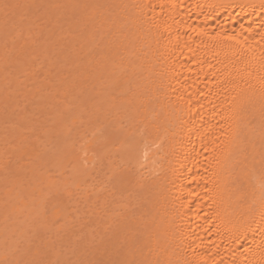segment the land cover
Masks as SVG:
<instances>
[{
	"label": "bare ground",
	"instance_id": "obj_1",
	"mask_svg": "<svg viewBox=\"0 0 264 264\" xmlns=\"http://www.w3.org/2000/svg\"><path fill=\"white\" fill-rule=\"evenodd\" d=\"M87 1L115 38L110 56L122 49L107 73L139 74L153 128V140L119 142L144 169L149 222L118 264H264V0Z\"/></svg>",
	"mask_w": 264,
	"mask_h": 264
},
{
	"label": "rangeland",
	"instance_id": "obj_2",
	"mask_svg": "<svg viewBox=\"0 0 264 264\" xmlns=\"http://www.w3.org/2000/svg\"><path fill=\"white\" fill-rule=\"evenodd\" d=\"M83 1L0 0V264H118L149 222L144 169L119 148L154 139L140 76L108 74L122 49L110 56L115 38Z\"/></svg>",
	"mask_w": 264,
	"mask_h": 264
},
{
	"label": "snow or ice",
	"instance_id": "obj_3",
	"mask_svg": "<svg viewBox=\"0 0 264 264\" xmlns=\"http://www.w3.org/2000/svg\"><path fill=\"white\" fill-rule=\"evenodd\" d=\"M3 7H4L5 9H15V8L20 7V6H19V5L5 4Z\"/></svg>",
	"mask_w": 264,
	"mask_h": 264
}]
</instances>
